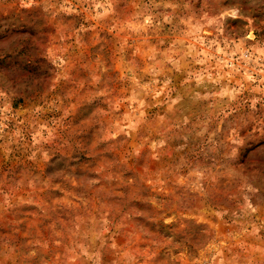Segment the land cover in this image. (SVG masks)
<instances>
[{"label": "rangeland", "instance_id": "rangeland-1", "mask_svg": "<svg viewBox=\"0 0 264 264\" xmlns=\"http://www.w3.org/2000/svg\"><path fill=\"white\" fill-rule=\"evenodd\" d=\"M0 264H264V0H0Z\"/></svg>", "mask_w": 264, "mask_h": 264}]
</instances>
